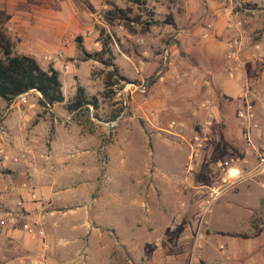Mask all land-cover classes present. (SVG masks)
<instances>
[{"label":"rangeland","instance_id":"1","mask_svg":"<svg viewBox=\"0 0 264 264\" xmlns=\"http://www.w3.org/2000/svg\"><path fill=\"white\" fill-rule=\"evenodd\" d=\"M144 2L0 0L13 54L56 69L64 96L51 108L39 106L35 91L24 101L0 99V122L10 107L24 111L39 153L31 175L6 172L10 159L0 151V181L35 179L38 212L46 197L61 207L87 204L60 214L57 228L78 222L56 242L66 246L61 264H264L261 191L240 193L254 179L264 191V174H251L264 150V0ZM114 6L127 20L109 26L103 18ZM101 29L112 39L113 66L85 57L100 50ZM78 86L96 107L67 110ZM79 132L98 145L75 157L65 134ZM224 162L240 165L236 181L226 179ZM85 212L105 227L101 238L75 239Z\"/></svg>","mask_w":264,"mask_h":264},{"label":"crops","instance_id":"2","mask_svg":"<svg viewBox=\"0 0 264 264\" xmlns=\"http://www.w3.org/2000/svg\"><path fill=\"white\" fill-rule=\"evenodd\" d=\"M8 110L9 112L3 115L0 122V151L10 160L9 163L4 162L1 167L9 173H11V171H19L33 175V173L39 171L37 164L34 162L39 154L37 150L38 137H36L33 132L24 131L25 127H23V125H25V120L24 115H22L24 111L11 107ZM30 111L31 110L28 111L27 115ZM49 111L51 112L52 110L49 109ZM17 126L22 128V131L25 133H16L18 136L14 134L13 127L17 128ZM65 138L68 140L67 144H65L67 153L75 157L86 156L89 147L92 148L98 145L97 137L92 135L87 136L81 134V132L65 134ZM6 142L9 144H6ZM174 142V140H171V143ZM92 152H94V150ZM81 165L84 164L81 163ZM193 167L195 171H198V166ZM239 167L230 165L225 168V170H227L226 179H228V181H236L238 176L236 177L234 175H240L241 170ZM86 168V166H80L78 170L82 173L86 171ZM229 171H231L230 175L228 173ZM233 172L236 173L232 174ZM9 180L11 179L0 181V264H61L65 261L61 254L62 251L66 249V246H57L56 242L63 240L62 242L65 243L66 238L63 237L65 236L64 233L66 231H71L72 227L78 222L75 219H71L64 224V229L57 228L58 224H61L60 222L64 220V215L60 214L74 212L75 209L87 204L82 203L76 206L75 209H73V207H61L52 204L51 198L46 197L47 204L43 210L44 212H38L37 206L32 204L34 201L31 200V196L39 191L40 185L37 186V181H35V179H30L29 182H20L18 185L13 186L9 185ZM250 184V186L241 184L240 193L249 194L253 192L259 193V191H261L260 194H257V197L259 204H264V191L261 189L258 181L254 179ZM60 188L61 187L57 188V190H67L69 186H62V189ZM230 200L231 199H228V201ZM255 210L256 209H251L247 213L253 214ZM56 215L59 217H56ZM257 218L260 228L264 227V216L259 215ZM81 222L84 224V233L76 235L75 239L84 238L88 241L89 236L92 234L98 236V238L102 237L105 227L98 223L95 217L85 212V216ZM25 225L32 230V234L24 228ZM54 225H56V227ZM39 230L44 232L46 241L43 239V241H41L40 238L36 237V232ZM258 236L259 235H257V237ZM249 241H252V239H249ZM117 245L125 248L128 247V244L122 240H120Z\"/></svg>","mask_w":264,"mask_h":264},{"label":"trees","instance_id":"3","mask_svg":"<svg viewBox=\"0 0 264 264\" xmlns=\"http://www.w3.org/2000/svg\"><path fill=\"white\" fill-rule=\"evenodd\" d=\"M135 5H144V0H129ZM104 21L111 26L115 21L127 20V11L114 6L104 14ZM154 23V22H153ZM100 50L93 54H85L88 59H93L104 66H113L111 36L99 31ZM112 74L107 76V86L110 85ZM109 80V81H108ZM37 92L39 106L51 108L64 101L62 84L59 74L53 67L43 69L38 62L29 55H18L12 52V43L4 31L0 30V99L10 102L17 96ZM96 107V101L88 100L84 89L78 86L73 101L67 106L69 112H73L85 106Z\"/></svg>","mask_w":264,"mask_h":264},{"label":"built area","instance_id":"4","mask_svg":"<svg viewBox=\"0 0 264 264\" xmlns=\"http://www.w3.org/2000/svg\"><path fill=\"white\" fill-rule=\"evenodd\" d=\"M25 95L26 94L17 96L16 99L20 98L21 101H24L25 100V98H24ZM238 115H239L240 118L244 117L242 111H240ZM115 124H116L115 122H111L109 124H106V126L111 127V126H113ZM254 127H257V126L255 125ZM256 157H257V164H256V167H255V170H253V172L251 174H253V175L264 174V150L256 151ZM220 165L230 166L229 162L220 163ZM228 173L230 175L231 171H229ZM24 228L27 229L32 234V230L27 225H25ZM36 234L39 237H43L44 236V232L42 230L37 231Z\"/></svg>","mask_w":264,"mask_h":264}]
</instances>
